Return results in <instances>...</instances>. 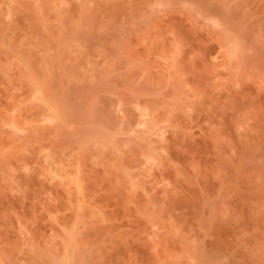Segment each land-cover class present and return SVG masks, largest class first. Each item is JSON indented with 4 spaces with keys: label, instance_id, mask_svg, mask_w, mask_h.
<instances>
[{
    "label": "rangeland",
    "instance_id": "1",
    "mask_svg": "<svg viewBox=\"0 0 264 264\" xmlns=\"http://www.w3.org/2000/svg\"><path fill=\"white\" fill-rule=\"evenodd\" d=\"M67 252L264 264V0H0V264Z\"/></svg>",
    "mask_w": 264,
    "mask_h": 264
},
{
    "label": "bare ground",
    "instance_id": "2",
    "mask_svg": "<svg viewBox=\"0 0 264 264\" xmlns=\"http://www.w3.org/2000/svg\"><path fill=\"white\" fill-rule=\"evenodd\" d=\"M38 86V85H37ZM40 89V88H39ZM45 92V91H44ZM43 92V93H44ZM42 94V93H41ZM51 97V96H50ZM44 99V98H43ZM48 101H49V99H48ZM57 102V101H56ZM56 104V103H55ZM57 105H59V104H57ZM49 106V105H48ZM61 106V105H60ZM49 111V110H48ZM62 111V110H61ZM55 113V112H54ZM68 114V113H67ZM67 114H66V116H67ZM65 117V116H64ZM63 120V119H62ZM65 120V119H64ZM69 120V119H68ZM102 127V126H101ZM104 133V132H103ZM108 136V135H107ZM91 137V136H90ZM100 139V138H99ZM95 141H97V140H95ZM101 141V140H100ZM77 180V179H76ZM66 250H68V249H66ZM66 252V251H65ZM72 258V257H71ZM70 261H71V259H70V254L67 252V254H65V256L59 261V262H57L56 264H70Z\"/></svg>",
    "mask_w": 264,
    "mask_h": 264
}]
</instances>
